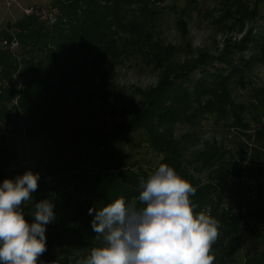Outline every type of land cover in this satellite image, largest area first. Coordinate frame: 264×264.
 I'll return each instance as SVG.
<instances>
[{
    "label": "trees",
    "instance_id": "obj_1",
    "mask_svg": "<svg viewBox=\"0 0 264 264\" xmlns=\"http://www.w3.org/2000/svg\"><path fill=\"white\" fill-rule=\"evenodd\" d=\"M161 1L53 0L58 10L53 24L34 11L8 24L14 34L3 32L9 42L14 35L18 39L22 58L0 48V122L6 132L0 137V264H175L176 247L197 264H228L236 250L234 237L228 247L225 239L243 228L252 231L251 223L241 224L239 215L225 210L224 182L196 179L185 165V144L174 132L178 123L193 124L198 113L215 107L221 114L228 111L225 69L203 68L208 80L194 85L196 100L186 97L185 88L163 80L141 93L132 117L108 130L106 119L117 113L106 93L116 76L110 65L117 53L108 40L110 22L145 21L150 4ZM135 2L139 13L134 12ZM217 61L233 64L226 52ZM214 80L223 88H209L207 83ZM204 95L205 103L194 106ZM234 117L247 125L239 115ZM136 132L160 156L152 172L120 171L116 165V148ZM43 137L51 142L38 160L43 177L12 169L14 155L6 138ZM68 153L72 162H61ZM221 156L210 145L193 153L189 163L199 165L194 170L199 173ZM236 171L240 176V169ZM45 177H62L73 192L61 195ZM255 214L260 220L264 207ZM247 257L245 264H264V251Z\"/></svg>",
    "mask_w": 264,
    "mask_h": 264
},
{
    "label": "rangeland",
    "instance_id": "obj_2",
    "mask_svg": "<svg viewBox=\"0 0 264 264\" xmlns=\"http://www.w3.org/2000/svg\"><path fill=\"white\" fill-rule=\"evenodd\" d=\"M52 3L53 0H0V40H8L3 35L9 30L8 24H14L30 8L39 11L45 23L53 24L58 10ZM150 6L152 12L145 21L139 18L138 22H110L108 40L114 42L117 51L112 54L110 65L116 76L106 93L117 113L106 119L108 130L132 117L133 103L138 106L142 102L141 93L163 80L170 79L177 89L185 88L186 97L196 100L194 85L202 78L208 80L205 74L208 72L203 68L210 72L225 69L223 74L230 90L228 111L221 114L222 109L215 107L210 112L198 113L193 124L178 123L174 132L185 144V165L188 164L196 179L204 183L213 177L214 184L217 180L224 182L225 210L239 215L241 224L251 223L252 231L243 228L224 241V247H228L234 237L236 252L233 260L227 259L228 264H245L248 254L264 251V214L260 220L255 217L257 210L264 207V0H162ZM133 8L139 13L138 2ZM8 43V47L0 48L10 50L20 60L21 44L15 35ZM237 44L240 47L236 48ZM223 52L232 55L233 64L229 67L217 61ZM234 66L238 69L236 73ZM207 85L211 89L223 88L217 80ZM1 90L2 87L0 93ZM207 98L208 95L202 96L194 106H202ZM235 114L247 125L235 122ZM184 134L192 135L186 141ZM3 135L5 127L0 122V137ZM5 141L14 155L12 169L43 177L38 160L48 152L51 142L44 137L37 141L8 138ZM210 145L216 146L222 156L212 167L201 168L199 173L194 171L199 165H190L193 153ZM115 153L120 171L152 172L160 157L149 150L140 132L128 133ZM59 159L70 163L73 157L68 153ZM223 168L226 170L222 171ZM237 169L240 176L236 175ZM44 180L57 187L63 196L73 192L62 177ZM203 212L209 215L211 207ZM182 253L180 247L174 249L178 256L175 264H197Z\"/></svg>",
    "mask_w": 264,
    "mask_h": 264
},
{
    "label": "built area",
    "instance_id": "obj_3",
    "mask_svg": "<svg viewBox=\"0 0 264 264\" xmlns=\"http://www.w3.org/2000/svg\"><path fill=\"white\" fill-rule=\"evenodd\" d=\"M34 11H35L34 8H30L29 10H27V14H31ZM0 46L8 47L9 46L8 40L6 39L0 40ZM42 264H59V262L54 261V260H49V261L42 262Z\"/></svg>",
    "mask_w": 264,
    "mask_h": 264
}]
</instances>
